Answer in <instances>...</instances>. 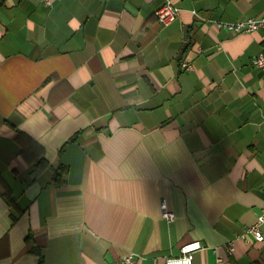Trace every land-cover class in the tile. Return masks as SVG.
I'll return each instance as SVG.
<instances>
[{
  "label": "crops",
  "instance_id": "obj_1",
  "mask_svg": "<svg viewBox=\"0 0 264 264\" xmlns=\"http://www.w3.org/2000/svg\"><path fill=\"white\" fill-rule=\"evenodd\" d=\"M51 2L0 0V264H264V0Z\"/></svg>",
  "mask_w": 264,
  "mask_h": 264
},
{
  "label": "built area",
  "instance_id": "obj_2",
  "mask_svg": "<svg viewBox=\"0 0 264 264\" xmlns=\"http://www.w3.org/2000/svg\"><path fill=\"white\" fill-rule=\"evenodd\" d=\"M45 5L50 6L52 4L51 0H41ZM179 8L171 1L166 2L162 7H160L157 11H155L154 15L156 16V21L159 25L168 26L173 23L174 20L179 16ZM216 25L219 28H225L233 33H254V31H260L262 36L263 49L252 59L251 63L254 68H258L264 71V16H253L238 22L234 23H220L217 22ZM189 40L185 41L187 45ZM179 67L182 70L189 71L193 69L191 63H186L180 61ZM161 214L163 219L168 221L169 223L175 219V213L168 210L167 202L162 200L161 203ZM264 223V213L259 215L254 222V224L250 225L247 229V233H251L257 242H264V236L261 231V226ZM203 249V245L200 241H193L184 244L180 248L179 255L171 256L165 259L164 264H193V259L195 254L198 251ZM112 264H135L134 255H128L118 262Z\"/></svg>",
  "mask_w": 264,
  "mask_h": 264
},
{
  "label": "trees",
  "instance_id": "obj_3",
  "mask_svg": "<svg viewBox=\"0 0 264 264\" xmlns=\"http://www.w3.org/2000/svg\"><path fill=\"white\" fill-rule=\"evenodd\" d=\"M46 164V158L44 156H40L39 158H37L35 160V165L36 166H43ZM68 172V168L65 166H61L54 172V177L53 179H55L56 184L60 185L61 183L64 182V179H60V174H66Z\"/></svg>",
  "mask_w": 264,
  "mask_h": 264
}]
</instances>
